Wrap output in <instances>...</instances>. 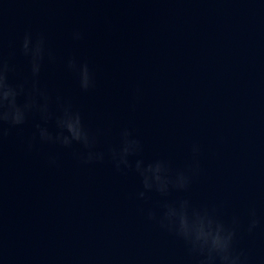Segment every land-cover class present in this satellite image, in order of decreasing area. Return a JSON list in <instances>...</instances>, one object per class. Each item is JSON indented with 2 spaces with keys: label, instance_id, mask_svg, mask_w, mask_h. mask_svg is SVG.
I'll list each match as a JSON object with an SVG mask.
<instances>
[{
  "label": "water",
  "instance_id": "95a60500",
  "mask_svg": "<svg viewBox=\"0 0 264 264\" xmlns=\"http://www.w3.org/2000/svg\"><path fill=\"white\" fill-rule=\"evenodd\" d=\"M26 33L43 34L54 57L39 76L51 111L59 115L56 97L71 103L105 158L84 164L82 145L38 135L29 150L35 124L56 132L39 113L5 125L0 264H196L183 241L146 216L181 199L225 223L238 217L235 251L264 264V0H0L12 84L30 74L20 50ZM70 57L93 72L88 91L67 68ZM123 129L140 151L118 171L108 149L120 146ZM138 160L165 161L173 174L196 163L200 171L187 190L141 199ZM253 209L259 223L249 233Z\"/></svg>",
  "mask_w": 264,
  "mask_h": 264
},
{
  "label": "clouds",
  "instance_id": "9594fccd",
  "mask_svg": "<svg viewBox=\"0 0 264 264\" xmlns=\"http://www.w3.org/2000/svg\"><path fill=\"white\" fill-rule=\"evenodd\" d=\"M73 39H82V34L79 31L74 32ZM20 50L23 56L28 58L30 74L23 77L22 82L12 84L9 82V74L15 72V66L10 62L12 54L6 57L0 47V144L7 135L5 125L21 126L26 123L30 114L39 113L45 124L54 120L56 132L49 131L48 127L40 123L35 124L36 134L28 142L29 150L38 135L41 143L59 144L66 148L71 147L73 143L82 145L87 150L79 157L84 164L103 161L105 153L95 151L98 134L86 128L81 113L75 110L71 103L56 97L59 115L54 114L50 109L52 98L39 86V76L46 55L49 61L54 60L46 50L43 34L33 38L31 33H26ZM66 66L77 75L81 90L88 91L94 87V74L86 62L78 63L74 57H70ZM21 96L24 97L23 103L19 102ZM120 136V146L108 149V154L118 171L121 166L130 167L128 157L140 151L139 140L133 138L128 129H123ZM192 153L194 157L199 155V145L192 146ZM50 163L55 164V160H50ZM142 163L138 160L135 165L144 189L138 193L141 199L145 198L147 192L152 191L166 197L170 188L187 190L192 178L200 171L198 163L174 174L165 161H156L146 167H143ZM161 207L163 212L159 216L155 211L148 210L147 219L155 221L162 230L183 241L188 255L196 264H248L247 256L234 249L239 226L238 217L234 216L230 223H225L218 218L214 209L193 207L188 199L165 201ZM249 217L247 231L252 233L259 223L254 209L250 211Z\"/></svg>",
  "mask_w": 264,
  "mask_h": 264
}]
</instances>
